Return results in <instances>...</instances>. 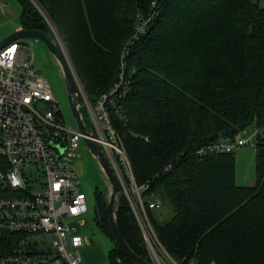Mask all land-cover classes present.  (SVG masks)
<instances>
[{
	"label": "trees",
	"instance_id": "1",
	"mask_svg": "<svg viewBox=\"0 0 264 264\" xmlns=\"http://www.w3.org/2000/svg\"><path fill=\"white\" fill-rule=\"evenodd\" d=\"M16 1L19 29L48 30L45 16L66 39L93 103L117 78L137 14L155 8L126 50V67L134 69L121 102L126 125L110 115L136 186H148L146 214L181 264H264V136L254 138L253 186L236 185L233 152L197 154L251 125L264 128V8L253 0H33L43 16L28 0ZM154 196L170 206V221L159 223L147 207ZM93 197L97 225L113 242L104 194L95 189ZM116 223L129 248L150 263L123 194ZM16 239L0 233V257L11 254ZM109 260L133 264L117 246Z\"/></svg>",
	"mask_w": 264,
	"mask_h": 264
},
{
	"label": "built area",
	"instance_id": "2",
	"mask_svg": "<svg viewBox=\"0 0 264 264\" xmlns=\"http://www.w3.org/2000/svg\"><path fill=\"white\" fill-rule=\"evenodd\" d=\"M6 9L7 4L0 0V13ZM146 25L136 24L127 46L137 40ZM25 41L16 40L0 50V233L17 236L11 254L0 257V264H83L79 250L87 244L79 228L88 214L87 196L80 190L81 181L72 166L83 136L77 127L65 125ZM126 55V51L121 54L115 82L94 103L84 96L74 75L80 108L85 110L94 140L120 183L150 264H178L158 241L142 198L148 186H136L123 142L110 117L112 112L121 124L127 123L121 102L130 90L134 69L126 67ZM258 133L255 129L245 140L219 139L197 154L231 153L254 146ZM91 201L96 206L94 197ZM161 206L156 196L147 204L152 210Z\"/></svg>",
	"mask_w": 264,
	"mask_h": 264
},
{
	"label": "rangeland",
	"instance_id": "3",
	"mask_svg": "<svg viewBox=\"0 0 264 264\" xmlns=\"http://www.w3.org/2000/svg\"><path fill=\"white\" fill-rule=\"evenodd\" d=\"M7 4V9L3 14L0 13V39L5 38L14 31L19 29V17L21 12V7L16 0H3ZM258 4L259 7L264 8V0H253ZM30 4L35 7L38 12L43 15L41 10L37 7L33 0H28ZM156 6V2L154 1ZM156 15L155 8L151 9L143 15L141 13L137 14V22L139 24L144 22L148 24ZM44 16V15H43ZM142 17L141 21H138L139 17ZM46 25L53 32L56 39L58 40L62 51L65 54L67 61L76 77L77 83L82 90L84 96L88 98L86 92L84 91V84L78 78L74 65L71 59V50L68 48L66 39L60 34L58 29L52 25L50 20L44 16ZM135 24V25H136ZM136 29L134 28V33ZM27 46L31 48L35 56V65L37 66L40 73L43 75L44 79L48 83L54 100L57 102L59 109L62 112L63 120L65 125L70 128H76L75 121L70 113L67 94L63 86L62 78L57 71L54 62L50 55L48 54L45 46L36 41H25ZM125 43L124 48L121 51L122 55H125L127 43ZM124 43V42H123ZM121 57V55H120ZM89 100V99H88ZM87 115V114H86ZM255 131L253 125L248 127L245 131L239 133L237 139H247ZM259 133L264 136V128L259 130ZM255 143V140H253ZM235 158V183L237 186H253L255 183V145L244 146L233 151ZM72 166L76 171L78 178L81 181L80 190L87 196V207L88 214L84 219V226L79 228L86 237H89L92 241V245H84L79 251L83 264H112L109 260V253L116 246L110 238L101 231L98 227V218L96 215V208L92 203L91 199L94 196L95 189L102 192V194H107L108 188L105 179L101 175L96 165L95 160L81 142L78 149V154L74 159ZM122 194V192H121ZM156 220L159 223H166L173 217V212L170 206L165 203L159 209H154ZM148 254V253H147ZM149 257V256H148ZM177 262V261H176ZM181 264L180 262H177Z\"/></svg>",
	"mask_w": 264,
	"mask_h": 264
},
{
	"label": "water",
	"instance_id": "4",
	"mask_svg": "<svg viewBox=\"0 0 264 264\" xmlns=\"http://www.w3.org/2000/svg\"><path fill=\"white\" fill-rule=\"evenodd\" d=\"M16 40L36 41L45 46L62 78L63 86L67 94L68 107L79 133L83 136L82 142L95 160L98 170L107 184L108 191L107 194H104L105 210L113 242L129 262L133 264H150L144 258L137 256L129 248L117 228L116 210L122 191L121 186L100 145L94 140V133L84 123L82 114L80 113L81 96L74 79V73L58 40L49 28L45 31L18 29L5 38L0 39V50ZM86 244L92 245L93 241L89 237H86Z\"/></svg>",
	"mask_w": 264,
	"mask_h": 264
}]
</instances>
